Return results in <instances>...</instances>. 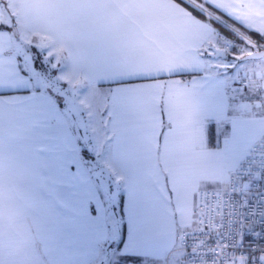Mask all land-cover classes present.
Returning a JSON list of instances; mask_svg holds the SVG:
<instances>
[{
	"label": "crops",
	"instance_id": "1",
	"mask_svg": "<svg viewBox=\"0 0 264 264\" xmlns=\"http://www.w3.org/2000/svg\"><path fill=\"white\" fill-rule=\"evenodd\" d=\"M205 1L255 33L247 53L264 49V0ZM17 3L20 24H0V251L23 248L25 264H93L109 241L113 260L96 264L120 255L184 264L178 233L194 227L199 193L225 187L264 136V56L222 68L204 53L219 32L175 0ZM26 35L51 39L81 82L106 92L101 159L120 180L116 244L105 190L85 162L90 151L58 95L35 87L21 67ZM234 138L244 148L215 179L227 154L218 144Z\"/></svg>",
	"mask_w": 264,
	"mask_h": 264
},
{
	"label": "rangeland",
	"instance_id": "2",
	"mask_svg": "<svg viewBox=\"0 0 264 264\" xmlns=\"http://www.w3.org/2000/svg\"><path fill=\"white\" fill-rule=\"evenodd\" d=\"M189 1L197 8L204 10L209 16L212 14L209 8L203 4L205 0ZM17 5V0H0V24L10 26L11 28H13L12 26L15 22L16 25L20 24ZM226 25L234 32L235 38H226L221 33H217L218 36L211 39V42L205 47L204 53H210L212 47H223V49L229 53L225 58L219 57L218 62L224 69L233 66V64H240V61H244L245 64L255 61L254 59L241 60V57L247 54L246 51L249 47L258 45V42L255 40L253 41L251 36L245 31L231 24ZM18 29V26H16L17 32ZM11 36H13V34H11ZM23 38L25 41V48L21 50V52L23 51L24 53L21 67L27 75L31 77V82L35 87H38L41 91L47 93L53 92L58 95L59 100L62 102L61 105L68 113L69 117H71L74 135L79 140L81 147L84 148V153H87L89 148L91 149V155H88L85 162L97 178L99 185L105 190L107 205L110 206L108 211L109 213L111 212L108 218L110 238L112 242L114 241L116 244L119 225L117 223L118 220L117 222L115 221L116 213L112 208V201H117L118 199V194L120 193L118 190L120 180H117L114 175L113 167L104 163L106 161L101 159V157L104 158V153H102L104 141L108 142V138L105 136L107 131V122L105 118V105L107 104L106 92L103 89L90 87L81 82L67 66L65 60L61 58V50L56 47L55 44H52L51 39L48 37H30L26 35V37L23 36ZM12 41L10 51L16 53V50L19 48L17 46L18 43L14 37H12ZM233 47H235V51L231 50ZM208 60L211 61L214 60V58L209 56ZM240 90L241 87L236 91L239 93ZM250 112H252L251 109ZM225 128V125H223L222 128L219 127V133L225 132ZM214 130L217 134V130ZM234 137L236 136L234 135ZM218 145L220 148L219 152H227V154H219L215 172L214 169L212 170V177L219 180L227 173V168L232 160L242 151L244 143L239 138H234L227 141L223 147L221 143ZM99 161H103L101 166L95 163ZM107 162L109 163V161ZM215 187H218V185L211 186L210 188L215 189ZM22 250L23 248H15L7 251H0V264H25L26 259ZM104 251L103 255L99 254L95 258L93 264H96L101 258H103V260L106 259L105 263L108 260H113L112 255L114 250L111 253L109 241L105 245ZM105 253L107 255L106 257ZM34 263L41 264L39 261H37V263L35 261L27 262V264Z\"/></svg>",
	"mask_w": 264,
	"mask_h": 264
},
{
	"label": "built area",
	"instance_id": "3",
	"mask_svg": "<svg viewBox=\"0 0 264 264\" xmlns=\"http://www.w3.org/2000/svg\"><path fill=\"white\" fill-rule=\"evenodd\" d=\"M247 84L239 78L236 90ZM193 222L178 233L184 264H264V136L249 145L225 187L199 193Z\"/></svg>",
	"mask_w": 264,
	"mask_h": 264
},
{
	"label": "trees",
	"instance_id": "4",
	"mask_svg": "<svg viewBox=\"0 0 264 264\" xmlns=\"http://www.w3.org/2000/svg\"><path fill=\"white\" fill-rule=\"evenodd\" d=\"M175 1H177L181 5L185 6L195 16H197L200 19L210 23L215 31L221 33L226 38H235L234 32L226 24H231V25L245 31L250 36H255V33L246 30L239 23H237L235 20H233L232 18H230L229 16H227L223 12L219 11L218 9H216L215 7H213L211 4H209L206 1H204L203 4L206 5L209 8L210 13H212L210 16L204 10L199 9L195 5L191 4L189 0H175ZM195 1H200V0H195ZM236 41H241V40H236ZM231 50L235 51V47L231 48ZM121 203H122V195L118 200V207H121ZM122 229H123V226H122ZM123 232L124 231H122V233ZM128 261H135V262H138V264H142V262L138 259H132V258L130 259V257L122 256V255L119 256L118 260L114 264H125Z\"/></svg>",
	"mask_w": 264,
	"mask_h": 264
},
{
	"label": "water",
	"instance_id": "5",
	"mask_svg": "<svg viewBox=\"0 0 264 264\" xmlns=\"http://www.w3.org/2000/svg\"><path fill=\"white\" fill-rule=\"evenodd\" d=\"M212 57H226L227 52L222 48L212 47L211 52L209 53ZM264 56V49H254L250 51L249 53L245 54L243 57H241V60L245 59H257ZM91 151V149H88Z\"/></svg>",
	"mask_w": 264,
	"mask_h": 264
}]
</instances>
